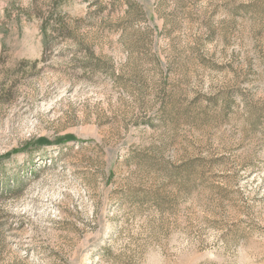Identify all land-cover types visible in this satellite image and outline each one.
<instances>
[{
    "label": "rangeland",
    "instance_id": "rangeland-1",
    "mask_svg": "<svg viewBox=\"0 0 264 264\" xmlns=\"http://www.w3.org/2000/svg\"><path fill=\"white\" fill-rule=\"evenodd\" d=\"M0 264H264V0H0Z\"/></svg>",
    "mask_w": 264,
    "mask_h": 264
},
{
    "label": "trees",
    "instance_id": "trees-1",
    "mask_svg": "<svg viewBox=\"0 0 264 264\" xmlns=\"http://www.w3.org/2000/svg\"><path fill=\"white\" fill-rule=\"evenodd\" d=\"M46 35V34H45Z\"/></svg>",
    "mask_w": 264,
    "mask_h": 264
}]
</instances>
